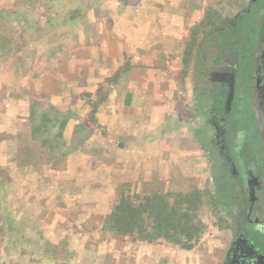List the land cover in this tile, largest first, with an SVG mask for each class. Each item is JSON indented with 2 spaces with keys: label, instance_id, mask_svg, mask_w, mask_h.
<instances>
[{
  "label": "rangeland",
  "instance_id": "374dc122",
  "mask_svg": "<svg viewBox=\"0 0 264 264\" xmlns=\"http://www.w3.org/2000/svg\"><path fill=\"white\" fill-rule=\"evenodd\" d=\"M251 1L0 0V264H219L233 192L216 190L209 143L229 147L240 172V142L253 134L237 89L264 10ZM215 54L239 79L234 97L203 81ZM140 56L169 74L157 129L149 134L155 122L134 107L125 113L138 119L132 136L151 138L145 156L102 127L112 124L106 76L124 70L137 82ZM71 67L94 80L59 93ZM102 150L139 154L130 165L147 176L115 187L122 179L109 162L101 168Z\"/></svg>",
  "mask_w": 264,
  "mask_h": 264
},
{
  "label": "flooded vegetation",
  "instance_id": "af4514ba",
  "mask_svg": "<svg viewBox=\"0 0 264 264\" xmlns=\"http://www.w3.org/2000/svg\"><path fill=\"white\" fill-rule=\"evenodd\" d=\"M252 2L253 0L251 5ZM257 13H260L257 47L249 72H246L243 80L245 85L243 88L238 85L237 89L243 98L241 108H246L252 113L248 122L252 126L250 131L253 134L252 138L248 136L240 142L237 152L240 172L235 170L237 163L235 164V156L230 153L229 147L223 148L215 140L209 143V146L213 147L210 154L214 163L213 174L214 171L217 173L214 182L216 190L220 194L233 192V196L229 198L230 213L227 212L225 216L230 226L226 230L228 239L219 264H264V10ZM214 45H217V42ZM222 57L224 58L220 61L217 60V54L214 55L211 72H205L203 81L210 86L225 84L232 87L234 97L235 83L239 79L225 67L227 59ZM221 129L225 130V127ZM249 139L253 140V143ZM206 142H209L208 139ZM235 142L238 143L237 140ZM228 165H231L232 169H228Z\"/></svg>",
  "mask_w": 264,
  "mask_h": 264
},
{
  "label": "crops",
  "instance_id": "0c3cea01",
  "mask_svg": "<svg viewBox=\"0 0 264 264\" xmlns=\"http://www.w3.org/2000/svg\"><path fill=\"white\" fill-rule=\"evenodd\" d=\"M173 18V17H172ZM142 57L145 56H140L141 61L138 63L139 65H135V66H139L141 67L140 71H139V78L137 79V82H143V86H140V89L137 87V83L135 82H131V73L130 75H125L127 72H125L124 70L120 71V66L117 67L118 74L116 73H112L110 76H106L107 78H113L114 77V85H110L109 89L107 88V92L104 93L103 98L108 99L107 102V109H102L103 114H110L111 116H109V122L111 125H103L102 127H104L107 131H111L114 135H119L120 139H122L123 137L127 136L129 137L127 139V144L130 146V150H128V152H132L135 151L136 149H139L137 151H140L139 154L141 153L140 156H145L146 151L149 150L147 149V147L150 148V145H152L150 143L151 138H148L145 136V134H141L140 138H137V136H132L131 134L134 132V130L137 129V126L133 123H137L136 121H138V119H136L137 117L135 116V121L132 123L130 120H127V117L125 116V113L127 111V109L129 110V108L134 107L133 108V114L134 115H139V119L140 122H144V118L147 119L149 117V120L152 122H155V127L152 125V123H150V127H149V134H151V132H153V130L158 128V117L156 116L159 113V109H161L162 107V102L156 104L157 100H162L163 97L168 98L166 94L163 93H167V92H163L164 90H162V87L160 85V83L169 77L168 73H163L162 75L159 73L158 69H155V71H153L152 69H150V66H152L149 63V59H147L146 62H144V60L142 59ZM72 66V65H71ZM134 66V67H135ZM72 69V67H71ZM70 69V70H71ZM124 69V68H123ZM115 71V70H114ZM71 73V78H70V85H65L64 87H60V92L59 93H67L70 92L69 90H75V85L77 84V89L79 88H87V80L89 79L91 84L92 81L91 80V76L88 73V69L86 70H81L80 73H78V71H74L73 69L70 71ZM95 75L93 74V77ZM109 78V79H110ZM123 78V79H122ZM97 79V78H96ZM109 79H104L106 81H110ZM66 80V79H65ZM112 82V81H111ZM75 84V85H73ZM158 84V85H157ZM6 87V85H5ZM4 87V88H5ZM69 87V88H68ZM74 88V89H73ZM141 91H138V90ZM163 89H165V87H163ZM80 92V91H79ZM73 94L76 95V93L74 92ZM166 95V96H164ZM2 92L0 93V97H2ZM130 100H132L131 104H127L130 102ZM133 105V106H132ZM129 106V107H128ZM109 108V109H108ZM130 111V110H129ZM127 111V112H129ZM106 112V113H105ZM148 120V119H147ZM105 124V123H104ZM70 125L67 124V126ZM29 126V125H27ZM26 127V126H25ZM142 128V126H139ZM71 131H74L76 129L75 126L71 125ZM75 132V131H74ZM104 135H100L99 136V144H103V148H105L106 143L104 144V140L106 141V138H104ZM8 143V142H7ZM6 143V144H7ZM31 143V140H29L27 138V141L25 143V146H29ZM10 144V143H9ZM24 144H20L19 146H23ZM105 150V149H103ZM102 150L101 153V161H99L101 163V168L104 167V165L102 163H104L105 161L109 162V166L112 168H108L111 171H117L119 174V178L121 177L122 181H120V183L118 185H115V187L117 188H124L127 184V182H135L136 177H141V175L147 176L146 172L148 169H146L145 171H143L142 173L139 171H135L133 170V167H131L130 162L133 161L138 162L137 159L139 158L138 155L136 156H126L122 157L121 154L123 152H119L117 154L120 158H114L112 159V157H108L105 154V151ZM151 151V150H150ZM150 155V153H149ZM145 158V157H143ZM115 166V167H114ZM156 167V166H155ZM100 169V167H98ZM150 173L154 172L153 169H149ZM138 172V173H136ZM137 174V175H136ZM123 179H125L123 181ZM136 183V182H135ZM134 219H137V217H135ZM135 223V221H133Z\"/></svg>",
  "mask_w": 264,
  "mask_h": 264
},
{
  "label": "trees",
  "instance_id": "16d2710c",
  "mask_svg": "<svg viewBox=\"0 0 264 264\" xmlns=\"http://www.w3.org/2000/svg\"><path fill=\"white\" fill-rule=\"evenodd\" d=\"M200 234H201V228H200V230H198L197 228H195V229L192 230V235H193L196 239L199 238V235H200Z\"/></svg>",
  "mask_w": 264,
  "mask_h": 264
}]
</instances>
